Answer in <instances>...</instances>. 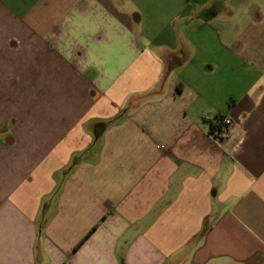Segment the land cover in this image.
I'll list each match as a JSON object with an SVG mask.
<instances>
[{"label": "crops", "instance_id": "crops-1", "mask_svg": "<svg viewBox=\"0 0 264 264\" xmlns=\"http://www.w3.org/2000/svg\"><path fill=\"white\" fill-rule=\"evenodd\" d=\"M0 264H264V0H0Z\"/></svg>", "mask_w": 264, "mask_h": 264}, {"label": "trees", "instance_id": "trees-1", "mask_svg": "<svg viewBox=\"0 0 264 264\" xmlns=\"http://www.w3.org/2000/svg\"><path fill=\"white\" fill-rule=\"evenodd\" d=\"M116 120H117V118L111 120V122L113 123V122H115ZM216 130L218 131L217 133H215ZM211 132H212V133H215V136H220V135L223 133V131H222V129H221V126H217V125H212V126H211Z\"/></svg>", "mask_w": 264, "mask_h": 264}, {"label": "built area", "instance_id": "built-area-1", "mask_svg": "<svg viewBox=\"0 0 264 264\" xmlns=\"http://www.w3.org/2000/svg\"><path fill=\"white\" fill-rule=\"evenodd\" d=\"M231 123L229 119H224L222 117H218L216 119V125L217 126H228Z\"/></svg>", "mask_w": 264, "mask_h": 264}]
</instances>
